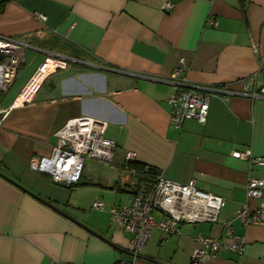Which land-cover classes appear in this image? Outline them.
<instances>
[{"label":"crops","instance_id":"obj_1","mask_svg":"<svg viewBox=\"0 0 264 264\" xmlns=\"http://www.w3.org/2000/svg\"><path fill=\"white\" fill-rule=\"evenodd\" d=\"M0 36L28 44L0 95V110H8L0 123V264L130 261L132 235L112 222L110 209L150 189L154 178L132 173L129 151L167 179H196L224 198L215 223L185 222L170 237L154 226L132 264H190L197 237L224 236L230 219L243 252L225 248L202 264H264V223L235 218L245 201L258 205L246 188L251 177L264 179V165L232 154L264 156V94L253 95L264 84V0H5ZM46 60L53 66L20 101ZM178 67L190 83L236 93L213 96L205 123L177 127L168 102L175 85L167 79ZM244 81L253 96L242 93ZM84 115L107 121L113 161L87 158L70 185L35 170L31 161L52 155L57 131ZM97 200L104 209L93 206Z\"/></svg>","mask_w":264,"mask_h":264},{"label":"built area","instance_id":"obj_2","mask_svg":"<svg viewBox=\"0 0 264 264\" xmlns=\"http://www.w3.org/2000/svg\"><path fill=\"white\" fill-rule=\"evenodd\" d=\"M166 7L171 8L172 3H167ZM35 14L43 21L47 18L42 12L36 11ZM208 24L216 26L218 21L209 18ZM27 46L24 40L0 36V54L2 55L0 91L6 90L14 82L24 60ZM52 66V62L46 60L40 67L39 74L47 75ZM182 72L183 68L178 67L167 79L175 85V91L168 96V102L172 105L171 121L177 127H182L190 119L205 123L213 96L224 94L229 99L236 93L230 85L190 83ZM242 93L252 95L247 81H244ZM263 94L264 84L258 92L253 93L254 96ZM29 95L27 93L22 101L28 100ZM7 113V109L0 110V123L3 122ZM106 128L107 121L90 115L69 120L57 131L58 143L52 155L33 159L32 167L47 173L56 182L68 184L77 182L82 177L87 158L105 162L113 161L116 143L106 135ZM232 154L234 157L249 159L252 163L264 165V156H254L250 150L244 152L237 150ZM126 159L129 162L134 161L136 154L129 151ZM131 171L136 173L135 169ZM246 196L247 199H259V203L253 207L245 201L238 209L235 218L247 226L263 224L264 179L251 177L247 184ZM223 205L222 196L201 189L196 179L188 183H179L167 179L161 173H156L150 189H138L132 194L128 204H115L110 209L112 222L132 235L131 260L117 264H132L139 259L141 250L146 246L154 226H158L166 237L179 236L183 233L182 224L185 222L193 224L200 221L217 222ZM93 206L99 209L105 208L104 202L98 200L93 203ZM157 212L162 214L160 220L155 218ZM232 222L233 220L230 219L223 223L224 236L199 235L197 239L201 246L194 251L190 264H202L206 255H217L225 248L240 255L244 250L245 241L242 235L235 233Z\"/></svg>","mask_w":264,"mask_h":264},{"label":"trees","instance_id":"obj_3","mask_svg":"<svg viewBox=\"0 0 264 264\" xmlns=\"http://www.w3.org/2000/svg\"><path fill=\"white\" fill-rule=\"evenodd\" d=\"M5 4V0L0 2V11L2 10L3 6ZM1 95V91H0ZM128 166L130 168L135 169L139 174H142V176L148 178L156 175V173H159L153 166L151 165H143L141 163H138L136 161H130L128 162Z\"/></svg>","mask_w":264,"mask_h":264},{"label":"bare ground","instance_id":"obj_4","mask_svg":"<svg viewBox=\"0 0 264 264\" xmlns=\"http://www.w3.org/2000/svg\"><path fill=\"white\" fill-rule=\"evenodd\" d=\"M55 64V63H54ZM45 76V73H41L39 74L35 79L34 81L31 83V85L27 88V91L25 92V94L28 93V95L31 93V91L35 88V85L37 83H39L41 81V79ZM22 101V100H20Z\"/></svg>","mask_w":264,"mask_h":264},{"label":"water","instance_id":"obj_5","mask_svg":"<svg viewBox=\"0 0 264 264\" xmlns=\"http://www.w3.org/2000/svg\"><path fill=\"white\" fill-rule=\"evenodd\" d=\"M1 57H2V55L0 54V59H1ZM63 184H65V185H70V184H68V183H63Z\"/></svg>","mask_w":264,"mask_h":264}]
</instances>
